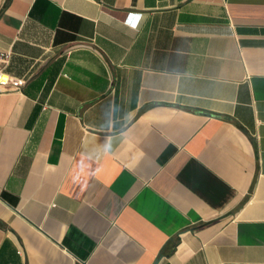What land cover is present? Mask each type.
Segmentation results:
<instances>
[{
	"label": "crops",
	"instance_id": "crops-1",
	"mask_svg": "<svg viewBox=\"0 0 264 264\" xmlns=\"http://www.w3.org/2000/svg\"><path fill=\"white\" fill-rule=\"evenodd\" d=\"M1 52L0 264H264V0H0Z\"/></svg>",
	"mask_w": 264,
	"mask_h": 264
},
{
	"label": "built area",
	"instance_id": "built-area-1",
	"mask_svg": "<svg viewBox=\"0 0 264 264\" xmlns=\"http://www.w3.org/2000/svg\"><path fill=\"white\" fill-rule=\"evenodd\" d=\"M127 21V20H126ZM137 26V23L135 24V27ZM10 57V53L6 52L0 53V63L6 65L8 63ZM26 83L25 79L13 77L9 74H7L4 70V68H0V90L11 87L14 89H20L22 88Z\"/></svg>",
	"mask_w": 264,
	"mask_h": 264
},
{
	"label": "snow or ice",
	"instance_id": "snow-or-ice-1",
	"mask_svg": "<svg viewBox=\"0 0 264 264\" xmlns=\"http://www.w3.org/2000/svg\"><path fill=\"white\" fill-rule=\"evenodd\" d=\"M138 20H139V17L138 16L131 15L130 18H129V23L131 24V26L135 27V23Z\"/></svg>",
	"mask_w": 264,
	"mask_h": 264
}]
</instances>
